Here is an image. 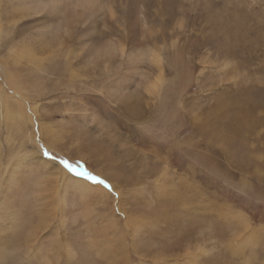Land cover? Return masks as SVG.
<instances>
[{
    "label": "rangeland",
    "instance_id": "rangeland-1",
    "mask_svg": "<svg viewBox=\"0 0 264 264\" xmlns=\"http://www.w3.org/2000/svg\"><path fill=\"white\" fill-rule=\"evenodd\" d=\"M0 264H264V0H0Z\"/></svg>",
    "mask_w": 264,
    "mask_h": 264
},
{
    "label": "snow or ice",
    "instance_id": "snow-or-ice-1",
    "mask_svg": "<svg viewBox=\"0 0 264 264\" xmlns=\"http://www.w3.org/2000/svg\"><path fill=\"white\" fill-rule=\"evenodd\" d=\"M45 20L47 18H44ZM44 155L52 160H56L57 157L53 156L52 153L44 150ZM59 164L70 174L75 177H80L93 185L103 186L108 192H113L114 189L111 184L108 183L104 178L94 174L80 161H71L67 158L59 159Z\"/></svg>",
    "mask_w": 264,
    "mask_h": 264
},
{
    "label": "bare ground",
    "instance_id": "bare-ground-1",
    "mask_svg": "<svg viewBox=\"0 0 264 264\" xmlns=\"http://www.w3.org/2000/svg\"><path fill=\"white\" fill-rule=\"evenodd\" d=\"M17 123V122H16Z\"/></svg>",
    "mask_w": 264,
    "mask_h": 264
}]
</instances>
